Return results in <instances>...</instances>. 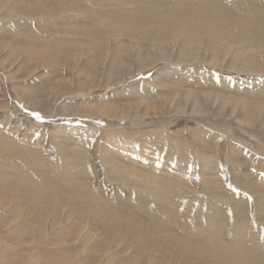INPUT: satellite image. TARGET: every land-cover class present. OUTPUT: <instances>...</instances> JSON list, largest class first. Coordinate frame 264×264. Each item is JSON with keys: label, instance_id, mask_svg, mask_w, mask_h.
Returning a JSON list of instances; mask_svg holds the SVG:
<instances>
[{"label": "rangeland", "instance_id": "1", "mask_svg": "<svg viewBox=\"0 0 264 264\" xmlns=\"http://www.w3.org/2000/svg\"><path fill=\"white\" fill-rule=\"evenodd\" d=\"M263 194L264 0H0V264H264Z\"/></svg>", "mask_w": 264, "mask_h": 264}, {"label": "bare ground", "instance_id": "2", "mask_svg": "<svg viewBox=\"0 0 264 264\" xmlns=\"http://www.w3.org/2000/svg\"><path fill=\"white\" fill-rule=\"evenodd\" d=\"M206 1V0H205ZM204 4V3H203ZM202 4V5H203ZM209 5H210V3H209ZM33 10V9H32ZM59 19V18H58ZM27 29V28H26ZM34 30V29H33ZM218 35V34H217ZM42 37V36H41ZM213 37V36H212ZM163 39H162V37H161V40L160 41H162ZM68 42V41H67ZM66 42V43H67ZM30 52H32V50L30 51ZM42 52V51H41ZM135 53V52H134ZM32 54V53H31ZM51 54V53H50ZM138 54H140V53H138ZM142 54H144V53H142ZM162 54H166L165 52H163V50L161 49V50H158V49H156V51H155V55L156 56H160V55H162ZM136 55V54H135ZM49 56V55H48ZM141 57H142V55H140ZM34 57V56H33ZM147 57V56H146ZM40 58V57H39ZM145 58V57H144ZM148 58V57H147ZM42 59V58H41ZM144 60V59H143ZM142 60V64L144 65V62L145 61H143ZM79 66V65H78ZM33 104V103H32ZM105 111V110H104ZM132 111V110H131ZM109 112V111H108ZM8 142V141H7ZM14 145H16V144H14ZM19 148V147H18ZM32 158V157H31ZM33 160V159H32ZM34 161V160H33ZM108 163V162H107ZM113 163V162H112ZM114 165V164H113ZM66 168V167H65ZM148 195V194H147ZM264 195V194H263ZM155 222V221H154ZM235 239H236V237H235Z\"/></svg>", "mask_w": 264, "mask_h": 264}, {"label": "snow or ice", "instance_id": "3", "mask_svg": "<svg viewBox=\"0 0 264 264\" xmlns=\"http://www.w3.org/2000/svg\"><path fill=\"white\" fill-rule=\"evenodd\" d=\"M39 118V117H38Z\"/></svg>", "mask_w": 264, "mask_h": 264}]
</instances>
